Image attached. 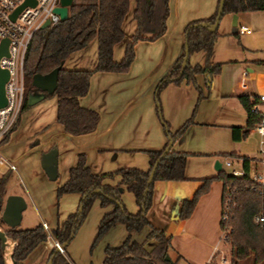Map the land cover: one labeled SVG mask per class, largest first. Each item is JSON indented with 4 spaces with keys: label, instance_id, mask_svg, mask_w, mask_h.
Instances as JSON below:
<instances>
[{
    "label": "crops",
    "instance_id": "obj_1",
    "mask_svg": "<svg viewBox=\"0 0 264 264\" xmlns=\"http://www.w3.org/2000/svg\"><path fill=\"white\" fill-rule=\"evenodd\" d=\"M217 1L205 0L206 6L200 14L195 12L197 9L193 13L188 11L185 14L184 4L180 6L179 0H168L165 33L155 41L137 43V46L145 47L146 56L140 65L137 64L136 54L127 72L91 74L88 90L78 98V104L98 113V121L92 132L75 136L64 132L55 119V97L42 99L23 110L15 127L0 143L1 155L15 167L14 171L4 170L2 174H7L8 180L11 176L12 184L21 188L20 191H10L11 189L6 187L2 199L9 194L19 195L27 207V185L30 179L41 183L45 181L47 177L40 167V156L53 146L56 148V178L58 171L63 175V179L56 183L55 188L67 179L68 169L75 164L78 154L84 155L86 166L95 174H104L124 167L146 170L148 157L145 151H158L166 142L164 132L152 110L151 96L155 86L182 51L184 27L190 22L212 16ZM133 9L134 3L130 1L121 25L123 41L112 49L114 61L120 60L124 44L134 31ZM221 20L223 23L219 22L217 27L219 37L210 56V63L220 64L219 71L208 76L207 83L205 76H195L197 85L206 91L207 95L199 101L192 123L171 145L172 150L187 153L183 169L184 179L154 181L150 206L145 213V218L152 227L161 230L164 236L169 238L170 251L175 255L174 262L179 264H204L218 251L222 235L219 228L221 182L212 180L206 192L196 199L190 214L183 219L178 216L181 203L192 197L194 191L202 184V178L214 176L218 172L213 168L216 160L220 163V170L222 169L226 160V157L222 156L223 153L243 154L252 149L254 136L239 141L231 138V127L243 126L246 119L245 111L236 96L242 94L252 100L256 95L264 94V57L254 56V52L245 46L233 45L226 37L227 29L231 27L232 15H226ZM234 22L237 36L264 35V12L238 14L235 15ZM240 27L244 29L242 33L238 31ZM153 47L155 51L152 50ZM192 55L193 64L202 63L201 52ZM95 61L96 43L93 40L84 49L70 53L63 61L62 67L88 70L95 65ZM241 83L244 84L243 87ZM115 86L117 88H114ZM190 86L184 81L178 84L168 83L159 91V96L167 100L166 105L169 104L166 107H170L169 114L165 111L162 117L170 132H174L191 115L197 93ZM109 92H112L110 98ZM201 101H212V105L209 106L208 103L199 108ZM257 107L264 111L263 104H257ZM249 133L256 134L253 129H250ZM255 136L258 137L257 134ZM262 148L264 150V145ZM257 153L260 157V153ZM251 168L254 169L251 176L257 173L259 180L264 184V174L258 173L255 165ZM116 181L117 179L104 182L114 184ZM125 191L127 190L122 188L121 192L124 194L121 200L127 212L134 214L137 211L134 198L132 201ZM29 199L33 202L30 197ZM0 204L1 211L3 204ZM98 207L99 218L111 209V206ZM50 219L42 218L37 224L45 223L50 231L62 223ZM147 231L148 229L144 228L140 233H127L122 224H115L103 236L108 240L104 247L118 246L128 234L131 239L140 241ZM46 241L42 242V250L32 262L28 263L27 256L22 264H46L52 249ZM67 246L68 244L62 249V253L64 251L68 262L83 264L67 251Z\"/></svg>",
    "mask_w": 264,
    "mask_h": 264
},
{
    "label": "trees",
    "instance_id": "obj_2",
    "mask_svg": "<svg viewBox=\"0 0 264 264\" xmlns=\"http://www.w3.org/2000/svg\"><path fill=\"white\" fill-rule=\"evenodd\" d=\"M130 1L134 3L132 20L135 28L124 44L122 57L114 61L112 49L123 41L121 25ZM249 12H264V0H224L220 20L224 15ZM215 16L216 9L209 18L190 22L184 27L183 39L187 48V61L181 68L182 47L172 67L155 86V102L158 92L165 85L178 84L182 80L192 84L197 93L196 101L203 97L195 76H205L207 83L206 78L217 74L220 67L219 63H210L214 43L219 37L217 29L210 30ZM167 17L168 0H72L67 8V18L50 28L37 31L26 47L23 57L24 92L20 113L30 107L26 103V98L36 91L30 84L31 76L35 73L45 74L59 66L55 88L52 93L45 94L44 98L55 97V119L64 132L74 136L92 132L98 121V113L78 104V98L85 95L88 90L89 77L94 72H126L134 57V46L138 42H152L160 38L165 33ZM231 35L237 36V30L234 29ZM93 40L96 43V61L91 69L62 67L63 61L70 53L84 49ZM197 52L203 54V61L191 65L189 56ZM236 97L246 114L243 126L231 127V138L239 141L260 122V117L252 112V107L257 104L255 98L250 100L242 94ZM192 120L193 110L174 132H170L162 123V126H166V129L163 127L166 142L158 151H145L148 157L146 170L124 167L113 172L95 174L86 166L84 155L78 154L75 164L68 169L67 179L56 188L57 196L77 193L78 209L59 226L48 231L49 236L60 245L65 242L62 247L64 249L92 202L97 200L100 207L111 206V209L100 217L92 244L115 224H122L127 233H140L144 228L148 229L140 241L131 239L128 234L118 246H105L101 264H169V261L164 259L170 251L169 238L165 237L161 230L152 227L146 220L145 213L150 206L154 181L184 179L183 169L187 153L174 151L170 147L157 163L151 182L149 184L146 182L149 170L166 146L168 138L174 141ZM222 156L239 161L240 175L234 176L219 170L214 176L202 178V184L194 191L192 197L182 201L178 216L180 219L186 218L198 196L206 192L209 183L212 180H219L222 184L219 228L223 233L221 242L227 246L228 254L225 264H238L249 255L256 264L264 261V185L256 182L250 175L254 157L234 152L223 153ZM115 177L118 179L114 184L104 182ZM7 179V174L0 176V198L5 193ZM122 188L129 191L134 198L137 206L134 214L127 212L120 199ZM227 194L230 200L223 219L222 210ZM256 217H262V220L257 221ZM48 233L41 224L26 229L7 228L4 235L14 243L10 252L11 262L22 264L35 246L46 241ZM217 255L218 251L214 252L204 264H219ZM50 257L51 264H70L65 254L55 251V248L49 251L48 258ZM170 261L171 264L175 263V260ZM0 264H5L1 247Z\"/></svg>",
    "mask_w": 264,
    "mask_h": 264
},
{
    "label": "rangeland",
    "instance_id": "obj_3",
    "mask_svg": "<svg viewBox=\"0 0 264 264\" xmlns=\"http://www.w3.org/2000/svg\"><path fill=\"white\" fill-rule=\"evenodd\" d=\"M186 1L187 0H179L180 6H183V4H184L185 14L188 11L193 13L195 11V9H197L195 12L197 14H200L203 12V10L206 6L205 0H195V2H190V1L186 2ZM173 2H174V0H173ZM192 4H194V5H192ZM191 10H193V11H191ZM224 17H226V15L222 16L221 19H224ZM222 21L223 20H221L220 23ZM263 28H264V26H263ZM226 37H227V39H229V41L233 45L245 46L248 49L250 48L251 51L254 52V56H256L258 58L264 57V35L232 36L231 35V27H229L227 29V36ZM135 46H136V49L133 48L134 49L133 50L134 57L137 54V64L140 65L142 60H144L145 56H146L144 54L145 47L144 46H137V44ZM152 50L155 51V48L153 47ZM150 51H151V48H150ZM193 58H194L193 55L189 56L188 60H189L190 64L194 63ZM127 71H128V69H127ZM182 81H184V80H182ZM189 84L192 86L191 83H189ZM114 88H117V87L115 86ZM201 91H202L203 97H206L207 92L203 91L202 89H201ZM159 95L160 94L158 92V96H157L158 98H157V101L155 102L154 91H153V95L151 96V103H152V110L154 113V117L156 118L158 124L161 126V129L164 132V128H163L164 126H162V123L164 122L163 124H165L166 126H167V123L162 119V117H163V113H165V111H166V113L169 114L170 107H166L169 105V104L166 105L167 100L166 99L163 100V98H161V96H159ZM111 96H112V92H109L108 98H110ZM203 97L200 100H203L204 99ZM50 98H52V97L44 98V100H47ZM116 100H118L117 97H116ZM199 101L195 100L194 104L192 106L193 117H194V114L198 108ZM208 103H209V106L212 105V101L211 102L210 101H203V102L201 101V103L199 104V108L202 105L204 106L205 104H208ZM255 135H252V133L251 134L248 133V135L245 137V139H246L248 136H250V137L254 136L255 141H254V144L252 145V149L249 152H245L243 154L248 155L249 157H256L254 162H252V164L255 165L256 171L258 173L264 174V166H263V164H259L261 157H259L258 153H257L258 152V137ZM226 160H228L230 162L231 166H226L222 162L223 164H222L221 170H223L225 172H229L231 170V168L240 169L239 168V161L236 160L235 158H226ZM111 172H113V171H111ZM253 173H254V169L251 168L250 175ZM255 176H257V173H255ZM62 179H63V175H62L61 171H58V177L53 181H49L47 178H45V181L43 183H41L36 179H32V180L30 179L29 184L27 185L29 192H28V195L25 196V199L28 202V205L21 212V220H20L19 224L17 226H15L14 228H17V229L31 228V227H33L32 225L37 224L40 221V219H42V218L43 219H50L51 218L50 220L53 219V221L57 220L58 222H61V221L63 222L70 214H73L77 211L78 204H79V195H77L76 193L75 194L65 193V194H61L59 196L56 195V188H55L56 183L58 181H61ZM115 179H118V178L115 177L111 180H115ZM12 181H13V178L10 176L9 180L7 179V183H6L7 189L8 188L11 189L10 191H20L19 189L21 187L19 185L12 184ZM125 192H126L125 194H127L131 198V200L133 201L132 194L129 191H125ZM122 194H124V193L121 192L120 199L123 198ZM29 197L33 200V202H31ZM98 205L99 204H98L97 200H94L92 202V204L90 205L85 216L81 220V223L79 224V226L75 230L72 238L68 242L67 251L69 253H71L76 259L81 261V263L83 262V264H97V263L101 262L104 244L106 243V241L108 242V240L103 238V236H104L103 235L101 238L96 240V242L94 244H92L95 233H96V226H97L98 221L100 219L99 218L100 210H99ZM7 228L8 227L1 221V218H0V230L5 231ZM13 245H14V243L11 240L6 239L5 245L3 248V258L5 261V264H12L11 260H10V252H11ZM42 247H43V244L39 243L37 246H35L29 252V255H27V256H29L28 257V263L32 262V260L37 257V255L41 252ZM62 254H64V251ZM168 256L171 260H175V255L171 251H168ZM217 256H218L217 259H218L219 264H220L221 259L226 260V261L228 260L227 246L222 242H220V245L218 246V255ZM174 264H179V263H174ZM238 264H255V263L253 262L252 256L249 255L246 258L240 260L238 262ZM258 264H264V261L258 262Z\"/></svg>",
    "mask_w": 264,
    "mask_h": 264
},
{
    "label": "built area",
    "instance_id": "obj_4",
    "mask_svg": "<svg viewBox=\"0 0 264 264\" xmlns=\"http://www.w3.org/2000/svg\"><path fill=\"white\" fill-rule=\"evenodd\" d=\"M25 0H0V41L7 40V56H0V69H5L8 73L7 80L4 82L5 104L0 107V143L10 132L12 126L20 115V108L24 92L23 78V57L26 47L31 37L39 30L44 23H48L50 28L59 22V18L54 14V10L59 7V0H32L34 6L23 7L11 21V14L24 3ZM240 33L244 31L242 27L238 30ZM245 73L243 72V75ZM244 84L241 83V87ZM257 104L264 105V94L255 96ZM257 104L252 107V112L260 117V122L252 129L258 135V152L260 153V164H264V111L258 109ZM226 166H231L228 160H225ZM4 170L14 171L13 163L4 158L0 153V176ZM230 174L234 176L240 175V169L231 168ZM256 182L264 185L259 176H251ZM230 197L227 194L222 210V218L225 219L227 203ZM257 221H261L262 217H256ZM43 229L48 233L45 223L41 224ZM223 238V233L221 239ZM46 243L52 248L62 253L60 244L47 235ZM220 264H225V260L221 259Z\"/></svg>",
    "mask_w": 264,
    "mask_h": 264
},
{
    "label": "water",
    "instance_id": "obj_5",
    "mask_svg": "<svg viewBox=\"0 0 264 264\" xmlns=\"http://www.w3.org/2000/svg\"><path fill=\"white\" fill-rule=\"evenodd\" d=\"M224 0H218L217 8H216V16L213 25L211 26L210 30L214 31L217 29L220 16L222 12ZM72 0H59V7H57L53 12L59 18V21H64L67 18V8L71 5ZM25 6H34V2L32 0H25L24 3L19 6L10 16L11 21L14 20L16 14ZM235 15H232V23H231V32L235 29ZM48 27V23H44L41 26V29H46ZM7 40L3 39L0 41V56H7ZM187 48L185 41H183V56L181 60V68L185 65L187 61ZM58 67L53 68L49 72L45 74L35 73L30 78V84L36 90L34 93L30 94L26 98V103L28 106H32L44 98L45 94H50L53 92L56 83V73ZM8 73L5 69H0V107L5 104V96H4V82L7 80ZM166 129V126L164 125ZM173 140L170 137L167 140L166 146L161 151L160 155L155 159L154 163L152 164L148 176H147V184H149L152 180L154 170L157 166V163L164 156L169 148L172 145ZM40 167L42 168L44 174L48 178V180H54L56 178V148L53 146L46 152L42 153L40 156L39 161ZM213 168L216 171L220 170V163L216 160L213 164ZM0 203L3 204L1 211H0V218L1 221L8 227L14 228L17 226L21 219V212L25 209V202L23 198L19 195L9 194L4 199L0 198ZM6 237L4 235V231L0 230V247L3 249L5 245ZM65 242L62 243L60 246L63 247ZM55 251L57 249L55 248ZM164 259L169 261L171 264L170 258L168 255L164 256ZM13 264V262H11ZM46 264H51V257L48 258Z\"/></svg>",
    "mask_w": 264,
    "mask_h": 264
}]
</instances>
